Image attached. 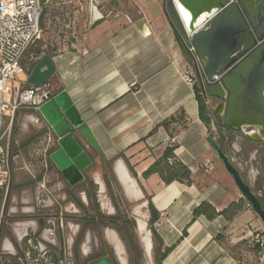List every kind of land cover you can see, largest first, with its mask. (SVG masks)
Instances as JSON below:
<instances>
[{
  "label": "crops",
  "instance_id": "obj_1",
  "mask_svg": "<svg viewBox=\"0 0 264 264\" xmlns=\"http://www.w3.org/2000/svg\"><path fill=\"white\" fill-rule=\"evenodd\" d=\"M101 1L106 0L88 1L76 40L63 42L58 34L52 40L47 28L42 29V56L49 54L54 66L48 79L52 91L68 93L101 151L85 144L92 163L77 184L86 185L84 172L94 163L111 165L126 190L146 196L148 208L151 204L156 215L152 225L156 233L154 256L166 250L161 264H248L247 257L259 258L264 245L256 242L255 234L264 244L262 222L241 196L207 138L213 135L222 142L225 153L252 186L256 171L249 164L257 153L254 142L261 134L248 127L247 132L257 131V135L250 132L249 138L242 132V139L232 141L229 131L213 125L211 112L209 124L201 120L195 84L183 77L185 72L194 73L192 64L174 39L162 12V0H136L126 13H102L97 8ZM79 3L73 2L76 11ZM140 17L147 23L145 35L134 25ZM232 122L235 125L238 118L233 116ZM48 126L38 110L21 108L4 140L11 177L7 195L0 196V255H18L24 234L36 231L40 247L70 256L73 264H79V260L91 264L105 256L87 261L93 253L88 227L96 218L84 217L81 227L63 217L61 209L66 205L61 203L66 195L62 188L68 182L51 159L47 182L52 198L46 206L38 204L40 174L33 144ZM168 146H173L174 154L169 162L174 158L186 165L190 182H165L157 172L144 174ZM100 189L102 192L103 185ZM73 200L85 207L78 198ZM239 200L242 208L231 219L221 214L193 218V209L202 202L221 211ZM69 209L76 212L75 204L70 202ZM104 237L103 243L95 242V249L102 250L103 244H113L115 249L116 241Z\"/></svg>",
  "mask_w": 264,
  "mask_h": 264
},
{
  "label": "water",
  "instance_id": "obj_2",
  "mask_svg": "<svg viewBox=\"0 0 264 264\" xmlns=\"http://www.w3.org/2000/svg\"><path fill=\"white\" fill-rule=\"evenodd\" d=\"M162 12L182 55L191 62L200 94L218 99L212 110L213 125L245 132L257 128L264 142V0H162ZM142 35L148 33L144 17L134 22ZM54 72L49 54L41 56L26 77V84L38 87ZM38 111L57 137L50 159L69 185L83 179L91 165L86 145L101 152L83 124L66 91L55 92ZM238 122L233 125L232 117ZM232 177L241 196L264 225V207L257 193L242 177L222 142L207 138ZM264 174V155L260 159ZM264 188V185H263ZM91 264H110L106 256Z\"/></svg>",
  "mask_w": 264,
  "mask_h": 264
},
{
  "label": "rangeland",
  "instance_id": "obj_3",
  "mask_svg": "<svg viewBox=\"0 0 264 264\" xmlns=\"http://www.w3.org/2000/svg\"><path fill=\"white\" fill-rule=\"evenodd\" d=\"M41 1H43L44 9L40 19V27L41 29L47 28L46 30L48 35L52 37L53 40L55 35H59L61 31L65 30L64 24L67 21V16L65 13H76L78 18L76 28L79 30V20L85 17V10L89 0H77L80 2L77 6V9L80 5L83 7V10H80L79 12H77L72 6L73 2L76 0H65L66 3L60 5L58 3L54 4V1L56 0ZM132 4V0H118V2L114 3L112 0H106L104 2L101 1L98 3L97 8L102 13H126L129 11V7ZM43 44L44 40L42 39L41 35V38L28 49L24 55L23 62L27 63L30 57L42 54L44 51ZM206 102L213 118L212 110L219 103V100L213 98L207 100ZM227 131H229V140L233 141V139H242V132L233 130ZM42 133L44 134V131ZM42 133L40 136L43 135ZM254 146L260 151L255 153L254 159L250 162L251 164H249V167H252L256 171L255 178H253L251 182L253 189L260 194V201H262L264 205V197H262L264 193H262L261 187L262 171L259 165V158L264 153L263 144L254 142ZM36 166L38 167V164ZM50 167L51 162L49 160L47 169L49 170ZM39 169L40 168L38 167V170ZM84 175L86 177L87 186L84 183L77 184L70 188L67 183L64 184L62 190L64 191L66 198L62 200L61 206H66L64 207L65 210L61 209V214L64 218L73 222H77L79 225H81V227L84 226V217L86 218L87 216H93L96 218L94 225L89 226L85 223L89 226L90 246L93 248V253L89 256L87 261L89 262V260L93 259L94 257L105 254L111 264H133V259L135 258L138 260V264H156L154 259L155 242L148 224L150 211L148 208L147 197L142 196L139 193H134L132 190H126L124 185L121 184V182L112 173L111 165L102 166L101 164L94 163L91 168L84 172ZM102 185L104 189L102 192H100V187ZM47 187L49 188L48 182ZM87 189L89 190V193L87 192ZM84 193L86 197H84ZM70 194L73 196L71 197ZM89 194H91V198H89ZM73 197L78 198L80 203L85 207H80V204L76 203L73 200ZM51 198L52 195L50 190V199ZM70 202L75 204L76 212L72 209H69L68 211ZM262 228L264 229L263 224ZM146 232L149 235V241L151 243V247L148 251L145 247ZM29 235L32 241L31 246H37L39 247L42 254L47 253L49 255L50 258H48V262L53 264H73V262L69 260L70 256H60L58 252L53 249L40 247V245L37 243L36 231H29ZM104 236H107L109 241H116L115 249L112 248L113 244H103L102 250L97 248L95 249V242L98 245L101 242L103 243V240H105ZM26 246H29V244H27L26 239H24L21 251H24ZM29 248L31 250V257L36 255L37 252H34L32 247ZM73 254L74 253L72 250V255ZM24 261L27 264H47L42 262L41 259L35 262L32 259H24ZM78 262L79 264L82 263L81 260ZM247 263L264 264V251L259 256V258L247 257Z\"/></svg>",
  "mask_w": 264,
  "mask_h": 264
},
{
  "label": "built area",
  "instance_id": "obj_4",
  "mask_svg": "<svg viewBox=\"0 0 264 264\" xmlns=\"http://www.w3.org/2000/svg\"><path fill=\"white\" fill-rule=\"evenodd\" d=\"M132 1L134 3L136 0ZM80 10H83L81 5L77 12ZM42 12L43 2L41 0H0V196L3 198L9 191L11 177L9 150L4 140L10 132L14 115L21 108L38 110L53 95L48 81L38 87H30L25 82L27 74L42 56V54L35 55L30 57L27 63L23 62L28 49L41 38ZM65 14L67 16L64 24L65 30L61 31L59 38L63 42L76 40L79 35L76 28L77 15L71 12ZM183 77L191 85L196 82L193 72H185ZM175 126L180 127V124L175 121ZM56 147L57 137L49 126L33 145V156L40 168L37 196L40 206H46L50 200V189L47 187V164L51 152ZM24 239L29 244L23 251L24 259H32L34 262L41 259L44 263L53 264L48 262L50 257L47 253L42 254L39 247L31 246L29 231L24 234ZM255 240L263 247L264 244L259 234H255ZM29 247L37 252L36 255L31 257Z\"/></svg>",
  "mask_w": 264,
  "mask_h": 264
},
{
  "label": "trees",
  "instance_id": "obj_5",
  "mask_svg": "<svg viewBox=\"0 0 264 264\" xmlns=\"http://www.w3.org/2000/svg\"><path fill=\"white\" fill-rule=\"evenodd\" d=\"M194 88H195L196 97L198 101L199 116L204 123L209 124L210 123L209 106L205 102L203 97L201 96L199 87L196 83L194 85ZM164 124H167V122H165ZM170 157L171 158L174 157L173 146L166 147L162 156L158 158L156 161H154L147 168L144 174L148 175V174L157 172L165 182H170L172 180L190 182L191 172L189 168L183 163L176 161L174 158L171 162H169L168 158ZM241 208H242L241 200L231 202L226 208L222 209L221 211H216L215 208L211 204L207 202H202L193 209L192 214H193V218L201 214L205 215L207 218H213L214 216L221 214L225 216L226 218L231 219L239 210H241ZM149 211H150V218H149L148 224L150 226L152 237L153 239H155L156 233L152 225L156 219V215L154 213V210L151 204H149ZM165 252L166 250L157 255L155 254L154 259H155L156 264H161V260L164 257ZM0 264H27V263L23 259V250H22L16 256H10V255H5V254L0 255ZM133 264H138V260L136 258L133 259Z\"/></svg>",
  "mask_w": 264,
  "mask_h": 264
},
{
  "label": "bare ground",
  "instance_id": "obj_6",
  "mask_svg": "<svg viewBox=\"0 0 264 264\" xmlns=\"http://www.w3.org/2000/svg\"><path fill=\"white\" fill-rule=\"evenodd\" d=\"M257 131H259L257 128H255ZM256 131V132H257ZM256 132L255 131H252V133H251V135H257L256 134ZM260 133V132H259ZM259 135V134H258ZM146 238H145V247H146V250L148 251L149 249H150V247H151V243H150V241H149V235H148V233L146 232V236H145Z\"/></svg>",
  "mask_w": 264,
  "mask_h": 264
},
{
  "label": "flooded vegetation",
  "instance_id": "obj_7",
  "mask_svg": "<svg viewBox=\"0 0 264 264\" xmlns=\"http://www.w3.org/2000/svg\"><path fill=\"white\" fill-rule=\"evenodd\" d=\"M259 143H261V144H263V150H264V142L261 140V141H258ZM260 150H257V152H259ZM264 154V153H263ZM264 193V192H263ZM262 197H264V195L262 196ZM263 200H264V198H263ZM262 202V201H261ZM263 204V203H262Z\"/></svg>",
  "mask_w": 264,
  "mask_h": 264
}]
</instances>
